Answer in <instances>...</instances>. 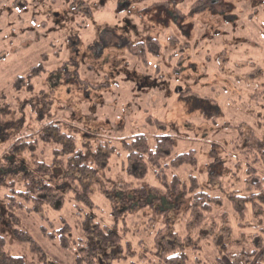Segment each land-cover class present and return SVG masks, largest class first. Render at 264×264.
Here are the masks:
<instances>
[{"label":"rangeland","instance_id":"rangeland-1","mask_svg":"<svg viewBox=\"0 0 264 264\" xmlns=\"http://www.w3.org/2000/svg\"><path fill=\"white\" fill-rule=\"evenodd\" d=\"M263 31L264 0H0V109L9 107L12 112L6 121L24 117V127L12 130L13 138L36 136V114H45L74 139L80 154L92 158L106 147L103 152L109 155L106 167L98 166L101 180L91 175L85 180L93 185V212L72 194L49 197L52 204L43 205L38 213L9 212L8 181L3 182L8 176L0 166V236L6 240V253L40 264V254L31 250L32 240L48 264H77L75 252L88 238L86 227L99 224L122 236L124 252L127 244L131 246L133 256L120 264L155 262L156 244L150 242L154 236L147 228L150 218L158 219V232L168 226L172 233H183L187 220H175L172 212L178 205L175 217H182L191 200L161 198L157 206L158 200L151 197L136 194L122 201L114 192L110 201L98 190V183L101 192L113 184H128L135 190H152L157 199L165 197L166 189L157 183L152 168L145 179L128 172L122 143L136 135L146 136L152 148L155 138L172 137L175 146L169 162L194 151L197 168L163 169V164L161 171L169 181L177 175L191 186L192 176L201 190L219 200L204 215L207 227L199 237L188 234L193 241L187 264L197 260L217 264L224 246L235 253L246 244L244 236L260 233L256 226H264V212L255 214L247 208L242 223L249 227H241L237 209L222 189L236 188L237 195L248 196L249 166L264 179V161L255 160L258 143L264 149ZM132 47L147 64L131 52ZM34 69L40 75L17 87ZM3 128L0 124V133ZM2 138L0 164L4 157L10 159V142ZM54 149L41 145L43 154L35 159L18 155L11 162L16 180H22L26 169L34 175L37 159L44 158L47 165L53 162ZM60 158L67 162L68 155ZM238 204L241 209V200ZM163 208L169 212L157 216ZM125 209L130 212L115 223L113 211ZM201 215L196 214L195 221ZM65 224L70 233L61 232ZM43 229L56 238L46 236ZM17 233H24L25 239ZM61 235L67 236L72 251L61 247ZM259 237L264 251V235ZM146 242L144 251L140 245ZM223 261L231 264L227 257Z\"/></svg>","mask_w":264,"mask_h":264},{"label":"trees","instance_id":"trees-1","mask_svg":"<svg viewBox=\"0 0 264 264\" xmlns=\"http://www.w3.org/2000/svg\"><path fill=\"white\" fill-rule=\"evenodd\" d=\"M136 48L137 47H132L131 52L147 64L144 56H141ZM143 51L142 55H146V51ZM39 69L40 68H36V70ZM39 72L40 74L44 73L42 70H39ZM39 75L34 69L29 73L26 79L20 78L19 80H22L18 81L16 86L19 87L20 82L26 85L27 83H25V80L31 81V78ZM27 88L29 93L33 91L31 82L28 83ZM11 114L12 112L9 110V107L0 109V124L4 127L3 133H0V136L3 137L2 139L5 142H10L8 148V156L10 159L4 157L0 164L6 172V176H8L3 180V182H5V180L8 181L6 186L8 193L5 195L6 208L8 211L12 213L17 211L38 213L43 205L52 204V200L49 199V197L60 199L64 194H72L79 205L88 208L93 212L95 209V205L92 201L93 185L85 180L90 175L91 177L98 178L97 182L101 180L98 166L101 163H104L105 167L107 165L109 155L104 154L103 152L106 147L102 148V150L98 149L92 158L82 155L76 149L75 141L71 136L63 133L58 124L50 121V117L45 116V114L41 116L38 113L36 114L39 127L37 135L34 137H28L29 139H15L11 132L12 130L20 131L24 127V117L22 118V121H6V118ZM154 143L155 145L152 148L150 141L146 136L136 135L124 141L122 143V148L127 153L128 172L135 175L137 178L145 179L148 174V169L152 168L156 174L155 177L157 183L166 189L165 197H159L157 199V197H154L152 190L145 187L135 190L134 187L128 184H113L111 190H104L101 192V184L98 183V190L110 201L113 199L112 195L114 192H118L117 194L121 195L120 199H122V201L125 200L124 198H133L134 196L136 197V194H141L143 197H151L154 198L155 201L158 200V202H156L157 206H160L159 201L161 198L175 199L176 197H188L191 200V204L187 213L182 217L178 216V219H176L177 217H175V214H177L178 205L172 212L175 220H187L183 233H172L168 226L165 228L162 227L158 232V230H156L158 224L156 220L158 219L150 218L151 225L149 226L148 224L147 226L149 233L154 236V239L150 242L152 245L153 243L156 244V247L152 248L154 249L156 260L152 264H187V249L190 248L192 245L191 242L193 241L192 237H190V239L188 234H191L190 236L194 235L197 238L199 237L197 234L204 231L207 227L205 226L207 216L204 215L210 213L212 208L219 204V200L211 197L204 190H201L199 185L195 183L194 177L191 176V184H193V186H191L187 181L181 180L177 175H174L171 178V181H169L167 175L161 171V166L163 164V169L169 168L178 170L185 166L197 168L198 159L194 151L180 154L169 162L168 159L175 146L173 138L170 136H160L154 139ZM41 145H53L55 147L53 153L55 157L54 161L47 165L44 158L37 159L33 168L34 175H32L27 169L23 170L24 176L22 180L17 181V172L13 169L15 168L14 166L12 168L11 162L18 157V155L24 153L34 159L35 157L41 156L43 154V152L40 153ZM258 145L259 147H257L255 157L256 163L264 161V149L261 148V143H258ZM110 151L112 150L110 149ZM67 155V162H64L63 158L61 159L60 157H65ZM165 160L169 162V164L164 162ZM255 160L252 162H255ZM249 167L250 168L247 170L248 177L245 181L248 188V196L237 195L236 188L233 189L235 192H230L228 189L225 190L224 188L222 189L224 197L227 199L230 206L237 209L236 211L240 226L245 228L249 227L242 223L247 208L250 207L255 214H261L264 212V179L257 175V171L252 168V166ZM9 171H11L10 174H8ZM147 190L152 194L146 193ZM239 200H241V209L237 208L239 206ZM129 201L132 200H128V203H130ZM168 202L169 200H165L166 204ZM144 204V207L151 205L147 203ZM165 206L166 205L163 207ZM158 211L159 214H157V216H162L169 212L164 210V208L163 210L159 209ZM119 212L113 211L114 214L112 218L115 220V223H118L120 220V215L121 218H125L126 214L130 211L125 209ZM198 213L202 214L199 222H197L198 220L195 221V215ZM163 218L167 220L171 219L168 216H164ZM193 221L196 223H193V229H189L188 224H191ZM109 223L112 224L113 222L109 221ZM110 227H113V225ZM256 230L258 232L260 231V233L244 236L246 244L242 243V247L235 253H232L233 250L228 245L226 247L224 246L223 253L217 258V264H224V257H227L231 264H252V262L258 257L256 264H264V251L262 250L263 241L262 238L259 237L264 235V226L261 228L257 224ZM43 231L49 238H56L55 235L46 233L45 229H43ZM70 231L71 228L67 224L61 229L62 233H70ZM85 233L88 238L84 246L78 247L75 252L77 264H120L125 259L133 256L131 246L127 244L125 248L126 252H124L122 236L116 231H111L109 227L102 228L99 224H92L91 226L86 227ZM65 235L60 236V245L65 250L72 251L71 244ZM17 237L19 239H25L26 235L24 233H17ZM189 240H191L190 243H187ZM29 242L31 244L32 252L40 254L42 259V263L40 264H48L47 256L44 251H42L32 240H29ZM147 244L148 242H146V244L142 243L140 248L146 251L143 246H146ZM194 250L198 251L196 246L194 247ZM115 261L117 262L115 263ZM0 264H28L24 258L11 256L6 253V240L2 236H0ZM197 264L204 263L197 260Z\"/></svg>","mask_w":264,"mask_h":264}]
</instances>
